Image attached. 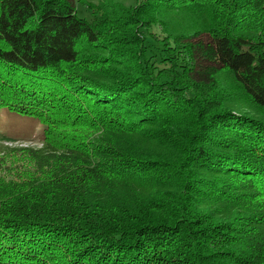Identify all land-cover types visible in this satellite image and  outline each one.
Instances as JSON below:
<instances>
[{
	"label": "trees",
	"instance_id": "obj_1",
	"mask_svg": "<svg viewBox=\"0 0 264 264\" xmlns=\"http://www.w3.org/2000/svg\"><path fill=\"white\" fill-rule=\"evenodd\" d=\"M140 2L99 35L74 0H0V122L40 128L2 147L31 166L0 176V264H264V0ZM186 10L212 25L158 19Z\"/></svg>",
	"mask_w": 264,
	"mask_h": 264
},
{
	"label": "rangeland",
	"instance_id": "obj_2",
	"mask_svg": "<svg viewBox=\"0 0 264 264\" xmlns=\"http://www.w3.org/2000/svg\"><path fill=\"white\" fill-rule=\"evenodd\" d=\"M76 12L79 17L88 19L92 17V22L94 26H96L95 31L103 33L104 25L100 24L99 19H93V15L99 14L100 11L104 13L110 12L108 10H113L114 12H119L121 14L122 9L130 11L129 21L132 23V29L135 26H138L139 21L145 19V16L138 18V15H135L134 10L136 9V14L139 12L141 8L140 0H74ZM189 11V10H186ZM209 14H195L191 13V11L186 13H174L170 12L165 16L159 17L158 19L162 22L166 23V27L171 33L180 34V33H188L197 29H205L212 25L211 16ZM141 19V20H140ZM106 25L114 26L115 22H107ZM148 27V25H145ZM144 28V26H142ZM103 55V54H100ZM116 67V66H115ZM224 79V77H221ZM228 92L232 95V100L228 103L229 107H233L235 109H239L240 111H247L250 114H255L258 117L259 115L256 111H251L248 107L243 103V100L238 95L234 94L235 86L233 83L224 82ZM8 120L5 119L4 123ZM3 122H0V176H12L16 174L25 173L30 163L27 162L26 158L23 155L17 154H9V155H1L3 152L2 147L6 148H25V147H37V141L33 138L39 136L40 128L33 123H30L28 126L26 124L25 127L15 128V127H2ZM13 131H20V137H17L15 140H8L14 134ZM18 133V132H17ZM26 134V135H24ZM145 149V148H144ZM145 151L150 155H159L161 153V149L157 147H150L145 149ZM157 190L163 192L172 191L173 188L170 187H161Z\"/></svg>",
	"mask_w": 264,
	"mask_h": 264
}]
</instances>
